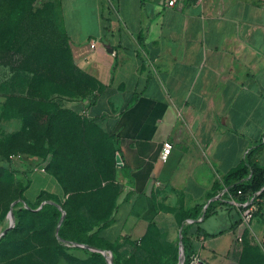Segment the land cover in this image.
Instances as JSON below:
<instances>
[{
  "label": "crops",
  "instance_id": "1",
  "mask_svg": "<svg viewBox=\"0 0 264 264\" xmlns=\"http://www.w3.org/2000/svg\"><path fill=\"white\" fill-rule=\"evenodd\" d=\"M164 1L56 0L74 63L98 86L66 109L112 137L123 184L114 223L131 238L162 215L173 225L180 205L224 199L214 186L247 154L264 166V0ZM41 192L62 188L32 172L23 197Z\"/></svg>",
  "mask_w": 264,
  "mask_h": 264
},
{
  "label": "rangeland",
  "instance_id": "2",
  "mask_svg": "<svg viewBox=\"0 0 264 264\" xmlns=\"http://www.w3.org/2000/svg\"><path fill=\"white\" fill-rule=\"evenodd\" d=\"M68 51L56 0H0V236L17 224L13 207L30 183L33 164L41 161L33 156L46 151L53 153L48 174L62 188L63 220L65 214L72 220L64 237H73L79 219L103 220L115 193L121 191L119 198L123 193L113 144L102 125L61 112L68 110L67 102L90 101L98 89ZM34 189L32 184L26 196ZM259 213L241 227L235 207L219 209L184 229L183 240L208 264H264V214ZM164 216L139 238L122 235L113 223L101 234L119 240L116 252L93 258L88 248L61 241L58 223L32 210L0 244V264H165L182 244L187 223L179 213L173 225ZM178 254L185 256L183 247Z\"/></svg>",
  "mask_w": 264,
  "mask_h": 264
},
{
  "label": "trees",
  "instance_id": "3",
  "mask_svg": "<svg viewBox=\"0 0 264 264\" xmlns=\"http://www.w3.org/2000/svg\"><path fill=\"white\" fill-rule=\"evenodd\" d=\"M56 12L58 17L59 31L63 36L66 44L68 45L67 37L61 24L57 6H56ZM68 53L69 55H71L70 50L68 51ZM61 112H67L71 114L74 119L79 121H84V122L90 121L86 119L84 116L77 115L70 110L64 109ZM109 139L112 141V137H110ZM114 152H115V148H114ZM33 158H36L41 161H46L47 163L45 169L47 173L49 172V168L53 160V153H51L50 151H46L41 155L33 156ZM115 164H116V156H115ZM57 181L58 183H60L59 180ZM223 189H227L228 194L232 197L234 202L238 204H243L247 202L253 195L257 194L255 201V203L258 206L257 213L260 212L259 213L260 215L261 213L264 214V166H260L253 161L252 153L247 154L244 161H242L235 168L231 169L222 178L221 184L214 186L215 194H217V192H221ZM238 191L240 192V194H238ZM120 192L121 191L115 193L111 202V207L103 220L95 221V222H86L85 220H81V219L77 220L80 228L74 233L73 237L70 238H66L62 235L63 230L69 227L72 221L67 217V214H65V218L62 221L60 228L58 230V238L64 243L76 244L87 247L88 252H90L93 258H102L104 257L103 253H109V254L115 253L116 249L119 246V240L115 239L112 241L108 239V237H104L101 233L104 229H107L114 223L115 214L118 210V199L120 196ZM224 199H226V197ZM224 199H219L216 202H211L204 211H202V206L198 205L193 209L184 212L182 206L180 205L177 213H179L182 216L181 222L184 224L186 223L187 220L197 223V220L199 218H202L201 220L202 222L210 215L216 213L215 209L217 206H228L229 204L228 200L224 202L220 201ZM60 206L61 204L58 197L44 192H41L36 198V200L33 202L27 201L22 195V197L18 199V202L13 207V210L16 211L15 217L18 220V222L15 225V227L7 229L6 232L0 236V244L6 243L9 240L10 235L13 232H15V230H17V227L21 223V218L26 213L32 210L35 211L37 210L38 214L41 215L42 217L51 219L53 222L59 223V220L63 216V210H61ZM237 212L239 214L238 210ZM191 225L193 224H187V226L182 228V232H181L182 247L185 250L184 264H189V258L194 254L192 251H189L187 249L185 240H183L185 234L184 229H188V227H190ZM179 247H180L179 245L175 247L172 256L170 257V259H168L165 262V264L178 263ZM112 264H118V263L114 261L112 262Z\"/></svg>",
  "mask_w": 264,
  "mask_h": 264
},
{
  "label": "built area",
  "instance_id": "4",
  "mask_svg": "<svg viewBox=\"0 0 264 264\" xmlns=\"http://www.w3.org/2000/svg\"><path fill=\"white\" fill-rule=\"evenodd\" d=\"M183 1H185V0H165L162 7L164 9H172ZM90 46H91V48H93L95 46V44L93 43ZM171 148L172 147H171L170 143H164L163 154H162V157L164 159L170 153ZM46 163H47L46 161H40L36 165L33 164L34 166H32V169H31L32 172H36V171L45 172L46 171V169H45ZM221 192H223L224 198L226 197V199L229 202H231L232 205L239 211V217H240V221L242 223L241 227L244 225H250L251 222L254 220L256 213L258 212V206L255 203L257 194L253 195L247 202H245L243 204H238V203L234 202L232 197L228 194L227 189H223ZM238 194H240L239 191H238ZM263 246H264V240H263ZM200 262H202V261L200 260V258L197 254H193L189 258V264H199ZM183 264H184V261H183Z\"/></svg>",
  "mask_w": 264,
  "mask_h": 264
},
{
  "label": "water",
  "instance_id": "5",
  "mask_svg": "<svg viewBox=\"0 0 264 264\" xmlns=\"http://www.w3.org/2000/svg\"><path fill=\"white\" fill-rule=\"evenodd\" d=\"M116 163L120 166L121 165V160L119 158V156L116 157ZM63 221V216L61 217V219L59 220V223H58V226H57V229H56V236H58V230L60 228V225ZM11 222L12 220L10 219L9 220V225H11ZM6 231L3 232V234L5 233ZM180 247H182V244L180 243ZM87 248V247H86ZM105 255V253H103ZM106 256V255H105ZM108 258V257H107ZM183 261H184V257L181 256L180 259H179V262L178 264H183ZM109 264H112L111 260L109 261ZM199 264H203V262H200Z\"/></svg>",
  "mask_w": 264,
  "mask_h": 264
}]
</instances>
